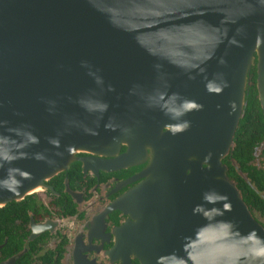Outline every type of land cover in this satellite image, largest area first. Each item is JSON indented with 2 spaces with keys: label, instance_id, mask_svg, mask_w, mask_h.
Segmentation results:
<instances>
[{
  "label": "water",
  "instance_id": "1",
  "mask_svg": "<svg viewBox=\"0 0 264 264\" xmlns=\"http://www.w3.org/2000/svg\"><path fill=\"white\" fill-rule=\"evenodd\" d=\"M252 65L264 123V0H0V207L119 115L149 133L169 122L191 150L165 158L192 204L185 253L154 208L142 264H264V230L221 163Z\"/></svg>",
  "mask_w": 264,
  "mask_h": 264
},
{
  "label": "flooded vegetation",
  "instance_id": "2",
  "mask_svg": "<svg viewBox=\"0 0 264 264\" xmlns=\"http://www.w3.org/2000/svg\"><path fill=\"white\" fill-rule=\"evenodd\" d=\"M130 119L119 115L113 132L82 144L67 169L25 195L29 198L14 211L12 225L1 219L0 230L9 233L0 238V264H142L141 258L152 253L154 208L165 209L163 243L170 239L185 253L180 215L192 204L186 191H176L179 171L165 161L191 152L183 130L176 136L172 125L163 124L149 133ZM260 134L249 150L244 147L241 163L231 154L232 134L221 163L250 217L264 230V131Z\"/></svg>",
  "mask_w": 264,
  "mask_h": 264
},
{
  "label": "trees",
  "instance_id": "3",
  "mask_svg": "<svg viewBox=\"0 0 264 264\" xmlns=\"http://www.w3.org/2000/svg\"><path fill=\"white\" fill-rule=\"evenodd\" d=\"M249 84L245 86L244 89V104L242 107V113L239 117L236 127L233 132V143L232 147V156L237 158L238 163H241L243 160V155L246 151H244V147H248V150L251 148L250 146L253 144V141L260 137L262 130L264 131V123L261 114V110L259 108L258 100L256 97V89H255V67L251 66L249 75H248ZM253 131H258L253 132ZM251 133H254L251 135ZM247 135V136H246ZM246 139V140H245ZM249 139V140H248ZM226 173V170H225ZM227 176V174H226ZM228 178V176H227ZM229 179V178H228ZM230 180V179H229ZM29 196L18 200V201H9L0 207V225L3 224L2 218H8V224L12 225L14 223L13 218L15 217L14 211L19 208L22 202H24ZM20 204V205H19ZM8 231L0 230V238L2 235H7Z\"/></svg>",
  "mask_w": 264,
  "mask_h": 264
},
{
  "label": "bare ground",
  "instance_id": "4",
  "mask_svg": "<svg viewBox=\"0 0 264 264\" xmlns=\"http://www.w3.org/2000/svg\"><path fill=\"white\" fill-rule=\"evenodd\" d=\"M164 124L169 126L170 123L169 122H165ZM79 149H82L81 146L74 147V150H79ZM35 189L37 190V189H39V187H36Z\"/></svg>",
  "mask_w": 264,
  "mask_h": 264
}]
</instances>
